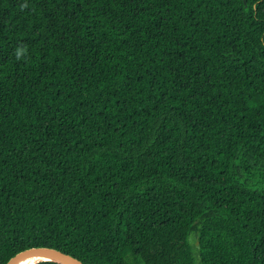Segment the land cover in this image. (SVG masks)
<instances>
[{
	"label": "trees",
	"instance_id": "obj_1",
	"mask_svg": "<svg viewBox=\"0 0 264 264\" xmlns=\"http://www.w3.org/2000/svg\"><path fill=\"white\" fill-rule=\"evenodd\" d=\"M34 247L264 264V0H0V264Z\"/></svg>",
	"mask_w": 264,
	"mask_h": 264
},
{
	"label": "water",
	"instance_id": "obj_2",
	"mask_svg": "<svg viewBox=\"0 0 264 264\" xmlns=\"http://www.w3.org/2000/svg\"><path fill=\"white\" fill-rule=\"evenodd\" d=\"M48 257L49 260H41L42 261H51L58 264H84L78 259L74 258L73 256H70L68 254H65L59 250L47 248V247H34L30 248L24 251H21L17 253L16 255L12 256L6 264H18L20 261H22L25 258L28 257ZM38 262H35L36 264Z\"/></svg>",
	"mask_w": 264,
	"mask_h": 264
},
{
	"label": "bare ground",
	"instance_id": "obj_3",
	"mask_svg": "<svg viewBox=\"0 0 264 264\" xmlns=\"http://www.w3.org/2000/svg\"><path fill=\"white\" fill-rule=\"evenodd\" d=\"M49 260L48 257H28L20 261L18 264H34L35 262H39L41 260Z\"/></svg>",
	"mask_w": 264,
	"mask_h": 264
},
{
	"label": "rangeland",
	"instance_id": "obj_4",
	"mask_svg": "<svg viewBox=\"0 0 264 264\" xmlns=\"http://www.w3.org/2000/svg\"><path fill=\"white\" fill-rule=\"evenodd\" d=\"M190 243L193 246L195 255H197V247H195V245H196V234L194 232H192L190 235Z\"/></svg>",
	"mask_w": 264,
	"mask_h": 264
}]
</instances>
